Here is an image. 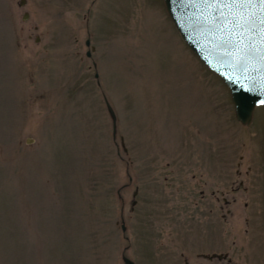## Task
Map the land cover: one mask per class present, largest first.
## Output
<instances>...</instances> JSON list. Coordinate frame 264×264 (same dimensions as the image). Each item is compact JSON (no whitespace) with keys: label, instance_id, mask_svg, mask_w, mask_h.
Masks as SVG:
<instances>
[{"label":"rangeland","instance_id":"obj_1","mask_svg":"<svg viewBox=\"0 0 264 264\" xmlns=\"http://www.w3.org/2000/svg\"><path fill=\"white\" fill-rule=\"evenodd\" d=\"M215 249L264 264L263 106L235 119L162 0H0V264Z\"/></svg>","mask_w":264,"mask_h":264},{"label":"water","instance_id":"obj_2","mask_svg":"<svg viewBox=\"0 0 264 264\" xmlns=\"http://www.w3.org/2000/svg\"><path fill=\"white\" fill-rule=\"evenodd\" d=\"M162 1L182 42L227 88L235 119L248 125L254 107L264 108V5L259 0ZM122 261L132 264L126 257Z\"/></svg>","mask_w":264,"mask_h":264},{"label":"flooded vegetation","instance_id":"obj_3","mask_svg":"<svg viewBox=\"0 0 264 264\" xmlns=\"http://www.w3.org/2000/svg\"><path fill=\"white\" fill-rule=\"evenodd\" d=\"M223 200V202L226 204V200L223 199L220 195H215L214 197V201L215 202H221ZM218 209H221V206L220 204L218 205ZM222 216L220 215V218ZM199 222L200 220H205V218H198L197 219ZM211 224V223H210ZM216 223H213L211 226L214 227ZM190 225V222L187 221V226L189 227ZM122 256V255H121ZM243 257V254L241 255ZM195 257H192L190 258L188 255L186 256L185 255V264H192L190 261L191 260H203L205 262H211V263H214V264H235L234 260L232 261L231 260V257H227V253L224 251L223 253H221V251H217L216 249L215 250H210L209 252H203V251H200V252H197L195 254ZM243 262L245 261L244 258L242 260ZM198 261H195L196 264H200Z\"/></svg>","mask_w":264,"mask_h":264},{"label":"snow or ice","instance_id":"obj_4","mask_svg":"<svg viewBox=\"0 0 264 264\" xmlns=\"http://www.w3.org/2000/svg\"><path fill=\"white\" fill-rule=\"evenodd\" d=\"M247 2H248V3H252L253 0H247ZM259 2H260L262 5H264V0H259Z\"/></svg>","mask_w":264,"mask_h":264}]
</instances>
